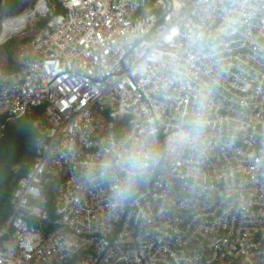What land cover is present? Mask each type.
Here are the masks:
<instances>
[{"label":"built area","instance_id":"built-area-1","mask_svg":"<svg viewBox=\"0 0 264 264\" xmlns=\"http://www.w3.org/2000/svg\"><path fill=\"white\" fill-rule=\"evenodd\" d=\"M224 2L34 0L5 16L1 32L24 25L0 44L47 24L20 70L0 67L1 131L44 108L0 225V264H264V0H246L221 35ZM194 29L208 39L193 44ZM201 92L200 152L163 157L122 206L82 183L107 137L152 124L163 146Z\"/></svg>","mask_w":264,"mask_h":264},{"label":"clouds","instance_id":"clouds-1","mask_svg":"<svg viewBox=\"0 0 264 264\" xmlns=\"http://www.w3.org/2000/svg\"><path fill=\"white\" fill-rule=\"evenodd\" d=\"M246 7V0H225L218 32L226 34L238 23ZM190 39L193 44H200L208 37L204 31L194 29ZM207 101L206 93L194 95L190 110L180 116L163 146L158 141V130L152 124L119 137H107L96 157L82 172V183L93 187L108 186L114 206L128 203L163 157L201 151L208 127Z\"/></svg>","mask_w":264,"mask_h":264},{"label":"trees","instance_id":"trees-1","mask_svg":"<svg viewBox=\"0 0 264 264\" xmlns=\"http://www.w3.org/2000/svg\"><path fill=\"white\" fill-rule=\"evenodd\" d=\"M53 2V1H52ZM19 4V0L8 4L9 8H15ZM58 13H62L65 9L55 3ZM47 24L46 20L37 23L38 29H42ZM33 37L25 38L24 43H29ZM16 40L7 41L3 49L7 54V62L5 70L8 72L18 71L22 67V62L15 58L14 45ZM44 108L37 109L35 115L24 118L28 123L23 129L14 126H7L1 131L0 136V225L8 218L11 209V199L16 181L31 167L35 161L37 143L40 134L34 127L33 122L43 116ZM3 120H0L2 123ZM15 167H20L18 172L14 171Z\"/></svg>","mask_w":264,"mask_h":264},{"label":"rangeland","instance_id":"rangeland-1","mask_svg":"<svg viewBox=\"0 0 264 264\" xmlns=\"http://www.w3.org/2000/svg\"><path fill=\"white\" fill-rule=\"evenodd\" d=\"M34 0H19V4L15 8H9L8 5L5 8L0 7V34H1V23L2 20L5 18L7 15H15L19 14L25 9H27ZM39 31L37 24L33 26H29L25 32L21 33L20 35L16 37H12L13 40H16V44L14 45V51L15 53V58L18 59V61L22 62L24 58L30 56L31 54V48H30V43L31 41L27 44L24 43V39L28 37H33L37 32ZM1 40V39H0ZM5 43L0 44V67L4 68L7 62V54L5 53L3 46ZM28 123L26 120L20 119V120H13L7 123V126H14L18 129H23L24 126ZM6 126V127H7ZM16 170V168L14 169ZM18 172V171H17Z\"/></svg>","mask_w":264,"mask_h":264},{"label":"bare ground","instance_id":"bare-ground-1","mask_svg":"<svg viewBox=\"0 0 264 264\" xmlns=\"http://www.w3.org/2000/svg\"><path fill=\"white\" fill-rule=\"evenodd\" d=\"M24 21L22 18H16L14 22H8L3 26V30L0 34V39L3 40L7 35L15 33L23 28Z\"/></svg>","mask_w":264,"mask_h":264}]
</instances>
